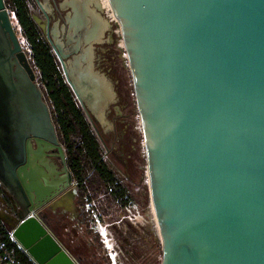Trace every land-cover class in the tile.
Instances as JSON below:
<instances>
[{
	"label": "water",
	"instance_id": "water-1",
	"mask_svg": "<svg viewBox=\"0 0 264 264\" xmlns=\"http://www.w3.org/2000/svg\"><path fill=\"white\" fill-rule=\"evenodd\" d=\"M108 2L135 91L162 264H264V0ZM12 23L0 0V182L23 208L17 223L0 217L37 264H77L31 214L61 191L47 151L64 150ZM69 80L83 100L87 89Z\"/></svg>",
	"mask_w": 264,
	"mask_h": 264
},
{
	"label": "rangeland",
	"instance_id": "rangeland-1",
	"mask_svg": "<svg viewBox=\"0 0 264 264\" xmlns=\"http://www.w3.org/2000/svg\"><path fill=\"white\" fill-rule=\"evenodd\" d=\"M90 6L100 23V44L97 48L107 60L110 71H106V74L112 82L111 88L117 98V102L114 103L117 109L113 107L107 117L110 127L103 126L97 119L95 122L99 124L101 138L107 147L106 158L127 188L126 201L120 205L109 203L108 210L102 217L95 212L94 203L88 204L93 209L94 216L90 225L101 235L98 242L104 243L100 248L95 236L89 235L84 228L80 218L81 212L75 218L68 214L64 220L68 222L73 219L72 225L76 228L77 234H73L72 231V242L79 245L87 241L92 248V253L88 254L87 264H105L103 261L105 254L111 256L113 264H162V243L158 236L156 217L151 200L146 204L143 196L146 179L148 183L147 161L120 25L114 18L112 10L104 4V0H91ZM13 24L16 25L18 36L28 52L27 43L15 17ZM6 202L0 194V212L14 214L6 210L8 206ZM13 217L14 223H17L16 218L20 219L19 215Z\"/></svg>",
	"mask_w": 264,
	"mask_h": 264
},
{
	"label": "flooded vegetation",
	"instance_id": "flooded-vegetation-1",
	"mask_svg": "<svg viewBox=\"0 0 264 264\" xmlns=\"http://www.w3.org/2000/svg\"><path fill=\"white\" fill-rule=\"evenodd\" d=\"M90 2L91 0H35V4L31 5L30 10L33 18L40 25L45 38L50 43L54 54L57 56L63 74L72 88L71 90H73V87L69 78L72 81H76L79 88L84 86L87 89L85 95L83 94L82 96L83 100L78 97L75 90L73 92L78 105L86 113L95 129L96 119L103 126L110 127L107 117L113 107L117 109V105L114 104L117 102V98L116 93L111 88L113 87L112 82L106 74V71H110L107 60L97 48L100 44V24L96 21L97 17L94 9L90 6ZM5 4L14 23L15 12L8 0H5ZM94 4L96 5V2ZM14 26L17 31L15 24ZM61 57L66 62L68 73L70 74L69 77L66 74ZM99 79L102 82L101 84L98 81ZM87 85H90V87ZM58 139L61 143L60 145L63 146L64 157L58 149H51L47 151V159H49L47 161L52 168L48 172L51 173L52 177L58 178L60 185L58 189L61 191L44 207L31 214L36 215L43 221L47 229L57 238L77 264H87L88 254L89 252L90 254L92 253V248L87 241L79 245L72 242L71 236L77 234V230L72 225L73 219L65 222L64 218L68 214H70L71 218L78 217L79 212H81L80 218L84 228L89 235L95 236L98 247H103V241L98 242L101 237L100 233L96 232L92 225L91 227L88 226V223L92 224L94 218V216L90 217V219L88 218L87 212L90 208L88 204H95V201L87 202L85 205L84 199L80 197L79 181L76 179L69 164L67 147L60 140L59 135ZM33 144V146L37 147L35 140H33ZM0 194L7 201L6 205L9 206V208L8 206L6 207V210L13 212V216H20L23 211L20 204L6 196L4 191L0 192ZM66 194L73 196V202L76 207L75 212L70 211L63 205L55 206V203L64 198ZM33 205L34 203L30 201L27 208L30 209ZM111 260V256L106 254L103 256L105 264H113Z\"/></svg>",
	"mask_w": 264,
	"mask_h": 264
},
{
	"label": "trees",
	"instance_id": "trees-1",
	"mask_svg": "<svg viewBox=\"0 0 264 264\" xmlns=\"http://www.w3.org/2000/svg\"><path fill=\"white\" fill-rule=\"evenodd\" d=\"M15 12L29 49L27 54L36 71L38 83L49 104L60 140L67 147L68 160L79 181L80 197L95 201V212L102 217L109 203L123 204L127 188L106 158L107 147L68 84L61 64L31 13L35 0H8ZM97 128L100 129L97 123ZM146 204L150 202L149 186L144 183ZM4 191L0 182V192ZM89 219L93 210L88 209ZM91 223L88 226L91 227ZM0 264H37L13 237L12 229L0 217Z\"/></svg>",
	"mask_w": 264,
	"mask_h": 264
},
{
	"label": "bare ground",
	"instance_id": "bare-ground-1",
	"mask_svg": "<svg viewBox=\"0 0 264 264\" xmlns=\"http://www.w3.org/2000/svg\"><path fill=\"white\" fill-rule=\"evenodd\" d=\"M104 4L109 7V2L108 0H104ZM110 8V7H109ZM111 9V8H110ZM114 16V15H113ZM115 18V17H114ZM116 19V18H115ZM73 196L71 194H66L64 196V198H62L61 200L57 201L55 203V206H58V205H63V206H66V208H68L70 211L72 212H75L76 211V207L74 205V202H73Z\"/></svg>",
	"mask_w": 264,
	"mask_h": 264
},
{
	"label": "crops",
	"instance_id": "crops-1",
	"mask_svg": "<svg viewBox=\"0 0 264 264\" xmlns=\"http://www.w3.org/2000/svg\"><path fill=\"white\" fill-rule=\"evenodd\" d=\"M96 15V14H95ZM96 17H97V20L96 21H98L99 19H98V16L96 15ZM99 22V21H98ZM100 24V23H99Z\"/></svg>",
	"mask_w": 264,
	"mask_h": 264
}]
</instances>
